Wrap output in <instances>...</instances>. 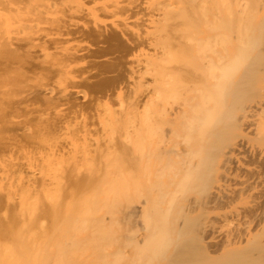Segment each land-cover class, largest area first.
<instances>
[{"label":"bare ground","instance_id":"bare-ground-1","mask_svg":"<svg viewBox=\"0 0 264 264\" xmlns=\"http://www.w3.org/2000/svg\"><path fill=\"white\" fill-rule=\"evenodd\" d=\"M176 4L185 5V54L179 57L184 64L169 54L176 65L159 60L168 69L159 68L156 57L147 59L145 71L140 63L130 68L137 90L124 101L127 110L121 106L126 119L119 131L111 130L108 113L104 129L114 132L92 141L103 167L93 181L75 177L66 184L53 161L57 170L43 168L47 162L38 166L46 176L38 170L32 176L33 160L24 161L28 174L22 169V180L14 166L0 170V179L9 178L6 188L0 181L2 191L22 195L17 203L15 195L11 200L17 207L11 212L22 218L13 224L11 197L4 192L11 219L5 220L8 211L1 207L0 264H264V0H168L150 11L155 18L148 21L167 23L177 14ZM63 26L55 31L59 40L69 27ZM161 41L153 44V54L170 51V42ZM180 65L185 84L179 82L177 91L167 79L177 80ZM68 142L64 149L53 146L59 152L50 155H73L78 146L72 142L75 149L67 150ZM37 174L40 180H32L39 184L31 180ZM9 181L18 183L10 188ZM21 187L26 195L18 193ZM40 190L52 201L49 208L43 196L38 201ZM29 199L35 207L47 201L44 210L38 204L41 219L31 218L38 211L29 210Z\"/></svg>","mask_w":264,"mask_h":264},{"label":"rangeland","instance_id":"rangeland-1","mask_svg":"<svg viewBox=\"0 0 264 264\" xmlns=\"http://www.w3.org/2000/svg\"><path fill=\"white\" fill-rule=\"evenodd\" d=\"M167 1L168 0H0V170L4 168L6 171V168H10V166H14V168L19 166L20 168H12L14 170L12 172L17 173L16 176L18 178V175H20L18 174V172H20L18 170H21L22 174L25 171L27 172V164L33 160L36 161L37 164L35 167L41 166L42 168L47 162L43 168H47L50 165V168L57 170L58 168L56 169L53 162L57 164V166L61 165L62 167L58 166L61 173H59V175L66 179H64L65 183L70 181L71 184H73V180L71 179H77L75 177L87 180L88 182L93 181V178L97 177L101 171L100 169L103 167L100 156L97 155V157L96 153H94L96 156L95 158L93 155V149L95 147V143L93 142L94 139L100 140L101 135L105 132L109 133L110 131V133H113L117 129V131H119V128H121L119 126L122 123L121 120L124 122L122 118L125 117L124 119H126V115H122L124 113L123 111L125 109L127 110L128 107L125 103L128 101V97L137 90V85H134V82L130 78V68L140 63L141 71H145L144 63L147 59H151L152 57H156L158 61L160 59L163 60L165 65L172 60L171 65L169 63L170 66L173 65V62L174 65H176L177 60L178 62H183L179 59L183 57L182 53L183 55L185 54V5H174L177 14H173L172 19L178 18V20L173 21L172 19H168V24L165 20L164 22H162L163 20L160 21L162 24H167L166 26H162L158 20H154L153 22L148 21V18H155L150 15V11ZM129 6L132 10H128ZM171 20L173 23H171ZM175 21L177 22L175 23ZM174 23L176 27H174ZM62 25L69 26L68 28H70V30L66 27L67 29L65 30H69V32L64 31V34L61 35L62 39L59 40L58 38L61 37L60 35L58 36V32L56 34L55 31L56 29L59 30L60 27L58 26ZM171 29H175V32ZM176 30L179 31L177 32ZM54 38H57V40H54ZM162 38H166V43L169 44L170 42L169 49H167L170 51H166L168 53L164 54H168L164 58L165 61L163 59L164 55L153 54V44L160 43ZM45 39L46 41L49 39L46 44ZM57 41H59L58 44ZM50 42L54 43L50 44ZM121 42L123 44L125 43V45L123 46ZM165 44L163 42V45ZM121 45L126 47V50H124ZM101 48L105 49L102 53L99 52ZM70 54L75 59L71 58ZM169 54L177 60L175 61ZM183 59H185V57ZM67 60H70L69 62L71 64ZM62 62L67 63V67L65 66L62 68L64 65ZM163 63L160 62L159 68L168 69V67H170H163ZM180 64H184V62ZM154 66L158 68L157 64ZM180 66L182 70L179 69V71L184 74L182 75L181 73V75L177 77V80L172 76L167 79L168 84H175L174 86L177 91L180 88L178 87L180 85L179 82H184L185 84V66ZM74 76H77L78 79ZM72 77H74V79ZM178 79H180V81H178ZM101 80H103L101 83L98 82ZM176 81H178L177 84ZM97 82L98 85L96 84ZM99 84H101V86ZM125 100L126 102H124ZM123 102L125 105H123ZM122 105L124 108L121 113ZM106 115L110 117H108L110 120L111 118L113 119V121L110 122L114 125L110 126L113 130L115 129L113 132H111L112 128L108 131L105 130L106 128L109 129V126H107L109 122L108 120L106 122ZM100 122L102 125L99 124ZM53 123H55L54 126ZM116 126H118L117 129ZM83 128L88 132H81L84 131ZM114 133L116 134V131ZM64 140H66V143L68 142L67 140H72L70 142L78 146L75 147L79 157L75 154L76 149L73 144L68 142V145H71L68 146L67 150H72L73 147V150H75L72 154L76 157L71 154H69V158L66 157L68 160H71L69 161L72 165L78 162L75 167L70 165L71 163L65 159L66 157L64 158V155L61 158L59 155L56 157H53L54 154L53 156L50 155L51 152L53 153V146L57 147L59 145L58 147L60 148L63 145L62 149L67 146L66 143L64 144ZM60 141H62V143ZM114 141L116 140L112 138L113 144ZM99 142L101 141H98V143ZM56 147L53 149L55 154L56 150L59 149ZM69 147H71V149ZM58 152L57 150V154ZM31 153L35 157L30 155ZM41 155L43 157H41ZM91 155L93 157L90 158L89 156ZM84 156L87 157L85 158ZM24 157L26 159H24ZM80 157H84L85 159L83 158L80 160ZM34 158L37 159L35 160ZM62 158L65 160L63 159V161H61ZM76 158H78L79 161H76ZM47 159L49 160L47 161ZM9 160L11 161L10 163ZM24 161H28L27 164H24ZM33 161H31V163L35 164ZM5 163L7 164L4 166ZM36 168H32L34 170L32 176L36 174L37 170L38 173L41 172L39 169L40 167ZM41 170L43 171V169ZM59 170L56 171V176ZM1 172L3 173V171ZM22 174L20 176L21 180L24 177V174L23 176ZM26 174H28V172ZM39 174H37L35 178H31V180L36 179L38 181L41 175L44 174V176H46L47 173L41 174L40 177ZM0 175L2 176V174ZM13 175L14 174H12V176ZM16 176L12 178L14 179ZM56 176H54V178H59V176ZM6 177L7 175H5L4 179H0L2 183L6 182L5 185H2L5 188L8 182L4 180H9V178ZM13 179H11V181H13ZM16 180L19 181V179ZM36 180H32V182L35 181V183H37ZM11 181H9L11 184L9 183L8 185H11L10 188H13V183L17 184L18 182ZM20 181L18 184L22 183V181ZM66 184H68V182ZM21 186L23 187L24 185ZM22 187L20 188L22 192L21 190H17L18 193L25 192V190L23 191L25 187ZM10 191L7 193L5 190L2 191L0 187V208L3 207L1 209L2 211L5 206L8 207V202L11 200L13 201V198L16 203L18 199L22 200L19 198L22 196L21 194H16L18 198L15 194H13L15 197L8 195ZM26 191L28 192L27 187ZM40 191L37 192L39 193ZM1 192L13 198H10L8 201L9 197H7L6 194L7 198L3 197ZM27 192H25V195ZM30 192H32V190ZM37 192L35 193L38 195V197L36 195L38 201L41 196H43L45 200H48V202L45 200L43 202H47L46 206L49 208V201L51 203L52 201L45 198L43 191L40 193L42 195H39ZM55 193L56 192L53 191L51 193L52 195H49L53 197ZM49 195L48 197H50ZM43 197L40 201L43 200ZM28 198L33 199L34 197L29 193ZM12 201L10 202L12 203L10 204V209L6 207L10 212L12 211L11 208L17 211L16 203L13 204ZM26 202L28 203V201ZM32 202L34 203V201ZM32 202L28 206L29 210L31 209L30 211L34 209H32L31 206L35 207L36 204H32ZM27 203L25 207H27ZM39 203L38 204L42 206V203ZM38 204L35 207L37 211L38 208H40ZM28 207L26 208L27 211ZM6 208L5 211L7 210ZM44 209L43 207L41 210ZM10 212H6L5 220L7 219V215L11 219V213H13V219L15 217V220L12 219V223L22 219L21 216L15 214L16 212ZM38 212L37 214L33 212L31 218L34 217V215H39L40 218L42 214H40V212L38 214ZM2 213L0 215H2V219H4L3 215L5 214ZM36 219H38V217H36ZM5 220L4 223L6 222ZM0 227L1 229L3 228L1 225ZM6 232L5 235L7 234ZM1 234H4V232Z\"/></svg>","mask_w":264,"mask_h":264}]
</instances>
